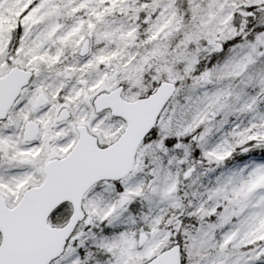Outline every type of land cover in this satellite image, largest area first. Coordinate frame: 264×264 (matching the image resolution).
Segmentation results:
<instances>
[{"label":"snow or ice","instance_id":"snow-or-ice-1","mask_svg":"<svg viewBox=\"0 0 264 264\" xmlns=\"http://www.w3.org/2000/svg\"><path fill=\"white\" fill-rule=\"evenodd\" d=\"M0 264H264V0H0Z\"/></svg>","mask_w":264,"mask_h":264}]
</instances>
